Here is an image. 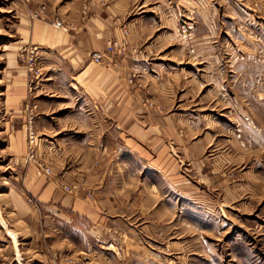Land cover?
Segmentation results:
<instances>
[{
	"label": "rangeland",
	"instance_id": "1",
	"mask_svg": "<svg viewBox=\"0 0 264 264\" xmlns=\"http://www.w3.org/2000/svg\"><path fill=\"white\" fill-rule=\"evenodd\" d=\"M84 1L73 20L59 12L65 0H0V66L10 61L26 73L18 53L35 43L26 37L30 28L43 22L62 33L73 32L88 18L80 17ZM181 3L197 10L196 15H179L183 29L169 34L163 28L140 45L130 41L129 32L127 43L137 52L118 60L135 63L125 79L129 86L149 98L157 90L172 95L175 119L165 131L172 160L166 162V173L131 162L129 182L143 180L137 183L133 206L123 204L119 215L108 220L101 242L71 241L65 248L49 249V264H264V0ZM41 6V18H31L29 12ZM57 20L65 29L53 26ZM148 42L153 48H145ZM57 81L59 94L37 96L34 90L21 105L23 110L27 101L38 104L33 126L42 159L41 138L43 143H63L83 133L75 126L83 118L78 108L84 97L77 92L82 89L73 85L72 73L61 71ZM144 100L147 107L156 106L152 99ZM15 134L0 128V215L6 221L11 218L5 211L11 192L20 189L29 164L36 168L25 158L26 132L21 143L12 138ZM48 144L57 152L63 148ZM128 196L119 198L126 202ZM26 201L35 204L32 197ZM74 244H83L88 255L75 253ZM12 257L0 224V264H14Z\"/></svg>",
	"mask_w": 264,
	"mask_h": 264
},
{
	"label": "crops",
	"instance_id": "2",
	"mask_svg": "<svg viewBox=\"0 0 264 264\" xmlns=\"http://www.w3.org/2000/svg\"><path fill=\"white\" fill-rule=\"evenodd\" d=\"M82 1L65 0L59 12H66L67 18L76 20ZM87 2L88 18L75 26L73 32L65 34L36 22L26 36L43 49V77L34 94H59L55 88L60 86L57 79L61 71L72 73L73 85L82 89L77 92L84 97V105L78 108L83 118L75 125L76 131L83 133L78 134L76 141L48 142L63 146L61 152L41 138L42 150L46 152L44 159L52 173L44 174L29 164L20 189L11 192L6 204L9 208L5 209L11 214L10 221L0 215V224L13 248L14 264H49L51 248H65L71 241L101 242L108 220L119 215L117 211L123 204L133 206V195L139 190L137 183L143 181L138 178L139 182H129L131 162L140 163L143 169L151 166L164 175L166 162L172 160L167 154L165 135L166 129L173 128L171 93L157 90L149 98L144 91L126 84L127 72L135 63L123 59L116 67L104 59L95 64L90 55L102 51L108 38L120 35V24L128 28L130 41L140 45L163 28L169 34L175 28L183 29V24L178 27L179 15L186 11L196 15L197 10L184 8L181 0ZM124 21L127 23L122 24ZM145 48H153L152 42L146 43ZM26 97L27 74L5 61L0 66V128L14 130L12 138L20 143L23 131L26 137L21 107ZM144 99H152L156 106L147 107ZM8 140L10 143V135ZM124 151L131 157H124ZM74 183L80 185L81 191L72 194L63 190L62 185ZM125 194L131 201L119 198ZM28 197L35 200L34 205L27 203ZM73 247L75 253L88 255L83 244Z\"/></svg>",
	"mask_w": 264,
	"mask_h": 264
},
{
	"label": "built area",
	"instance_id": "3",
	"mask_svg": "<svg viewBox=\"0 0 264 264\" xmlns=\"http://www.w3.org/2000/svg\"><path fill=\"white\" fill-rule=\"evenodd\" d=\"M44 14V6L38 7V9L30 11L29 16L31 18H41ZM88 15V5L86 0L81 5L80 17L82 20L86 19ZM53 26L58 28H64L61 21L52 22ZM73 27L72 24L69 28ZM65 29V28H64ZM129 36V30L126 26H120L119 37L108 39L105 48L102 51H95L91 54L90 60L92 63L99 64L104 59H108L110 64L116 66L119 64L118 60L128 54H134L137 52V48L133 45L127 43V37ZM18 60L24 66L27 74V96L32 97V93L35 90L37 84L43 77L42 71V48L34 44L23 45L19 49ZM136 73H131L129 76V82H132ZM151 105V104H149ZM37 105L35 103H29L28 101L23 106V113L25 118V127L27 134V153L26 160L30 163H34L36 168L43 170L44 172H49L50 168L46 165L45 160L37 155V147L39 145L37 137L34 133V118L35 109ZM62 188L67 193H73L78 191L81 187L78 183L72 185L64 184Z\"/></svg>",
	"mask_w": 264,
	"mask_h": 264
}]
</instances>
